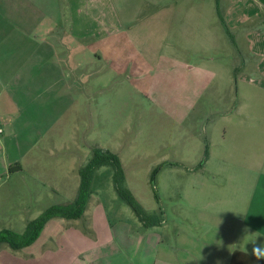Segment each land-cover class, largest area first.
<instances>
[{
	"label": "rangeland",
	"instance_id": "rangeland-1",
	"mask_svg": "<svg viewBox=\"0 0 264 264\" xmlns=\"http://www.w3.org/2000/svg\"><path fill=\"white\" fill-rule=\"evenodd\" d=\"M233 1L116 0L107 38L85 43L77 85L21 86L29 103L11 117L45 131L30 135L32 148L9 152L19 153L23 170L0 180V229L21 231L38 210L74 200L78 168L95 146L119 155L125 187L169 223L182 210L232 198V189L220 194L230 176L264 174V77L221 21L240 9ZM11 27L2 24L0 37ZM93 189L86 217L97 197L108 207L118 200L123 217L134 213L114 188L112 167L97 169Z\"/></svg>",
	"mask_w": 264,
	"mask_h": 264
},
{
	"label": "crops",
	"instance_id": "crops-1",
	"mask_svg": "<svg viewBox=\"0 0 264 264\" xmlns=\"http://www.w3.org/2000/svg\"><path fill=\"white\" fill-rule=\"evenodd\" d=\"M9 1L0 0V31L5 22L13 24L0 37L1 182L23 170L19 153L9 152L32 148L37 138L29 144L30 135L45 131H32L30 120L22 126L21 102L29 103L30 94L21 86L77 85L84 76L86 41L107 38L118 16L116 0ZM233 4L240 9L233 15L230 10L227 13L229 38L238 53L247 51L249 66L264 77V0H234ZM8 7L12 8L10 14L2 10ZM101 7L108 15H102ZM248 21L252 24L245 29ZM41 24L46 28L39 32ZM5 72H9L8 78ZM8 85L14 87L10 93L3 90ZM18 111L20 115L11 117ZM29 115L23 116L27 119ZM22 137L26 144H22ZM13 164L21 169L11 172ZM229 189L233 190L232 198L216 203L220 210L212 205L195 206L184 210L186 213L182 210L171 223L164 213L163 222L153 227H144L133 212L123 217L124 208L115 205L118 200L108 207L97 197L84 219L52 218L33 244L19 250L0 249V264H230L235 251L251 254L253 245L244 239L246 235L256 233V243L264 244V174L230 176L221 196ZM53 230H57L55 234Z\"/></svg>",
	"mask_w": 264,
	"mask_h": 264
},
{
	"label": "trees",
	"instance_id": "trees-1",
	"mask_svg": "<svg viewBox=\"0 0 264 264\" xmlns=\"http://www.w3.org/2000/svg\"><path fill=\"white\" fill-rule=\"evenodd\" d=\"M221 21L229 32V28L223 17ZM102 166L112 167L114 188L120 198L132 207L135 215L144 227H153L163 222L164 211L162 209L152 213L148 212L140 205L132 192L125 187V172L119 155L109 149L95 146L92 149V155L87 164L78 168L80 183L74 200L48 206L37 217L28 220L23 231H16L9 227L1 228L0 249L6 247L11 250H19L33 244L41 235L47 222L52 218H63L66 220L84 219L88 204L94 193L93 180L95 173ZM20 167V165L13 164L9 168L11 172H14L17 168L21 169ZM85 231L88 233V230ZM230 264H264V260L257 261L253 255L247 252L235 251Z\"/></svg>",
	"mask_w": 264,
	"mask_h": 264
},
{
	"label": "clouds",
	"instance_id": "clouds-1",
	"mask_svg": "<svg viewBox=\"0 0 264 264\" xmlns=\"http://www.w3.org/2000/svg\"><path fill=\"white\" fill-rule=\"evenodd\" d=\"M241 214L243 213L241 212ZM245 231L247 232V229H245ZM246 237L248 238V243H251L253 245L252 250H251V255H253L257 261L264 260V244L256 243L259 235H257L256 233H252L250 235H246L244 239Z\"/></svg>",
	"mask_w": 264,
	"mask_h": 264
},
{
	"label": "built area",
	"instance_id": "built-area-1",
	"mask_svg": "<svg viewBox=\"0 0 264 264\" xmlns=\"http://www.w3.org/2000/svg\"><path fill=\"white\" fill-rule=\"evenodd\" d=\"M2 131V129L0 128V132Z\"/></svg>",
	"mask_w": 264,
	"mask_h": 264
}]
</instances>
